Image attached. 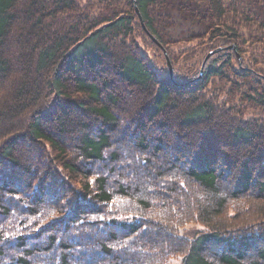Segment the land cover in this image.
Segmentation results:
<instances>
[{
    "label": "trees",
    "instance_id": "trees-1",
    "mask_svg": "<svg viewBox=\"0 0 264 264\" xmlns=\"http://www.w3.org/2000/svg\"><path fill=\"white\" fill-rule=\"evenodd\" d=\"M125 6L63 24L76 0H0V264H264V118L199 95L224 63L161 77L131 42L138 23L162 46L216 39L237 52L252 30L264 49V0ZM175 26L186 36L168 35ZM132 93L142 102L128 120ZM156 188L182 208L164 244L151 233ZM188 219L199 229L184 240Z\"/></svg>",
    "mask_w": 264,
    "mask_h": 264
},
{
    "label": "rangeland",
    "instance_id": "rangeland-1",
    "mask_svg": "<svg viewBox=\"0 0 264 264\" xmlns=\"http://www.w3.org/2000/svg\"><path fill=\"white\" fill-rule=\"evenodd\" d=\"M76 1L80 8L79 11L59 16L57 19L59 23L73 24V19L78 18V20L83 21L84 24L89 25L90 20L94 21V19L102 17V15H109L112 11H119L120 9L125 11V9H127L125 6L127 0ZM21 13L22 10H20V15ZM137 24L134 26V36L131 37L132 45H134L135 49L148 60L151 67L158 75L163 77L167 75L171 69V72L176 79L178 78L180 81H191L200 78V74L206 61L209 63L217 61V64L224 63L225 72L223 76L212 78L205 89L200 91L199 95L205 97L204 99H208L212 101V103L217 104V110L225 109L228 111L237 110L239 113L242 112L241 116L239 115L237 118H264V93L262 91L264 87V49L260 47L261 44L257 43L259 39L255 36V33L252 32V30L241 31L244 35L243 43L239 46L237 52H231L229 46H222L223 43L221 40L217 41L216 39L211 41L205 39L186 42L184 38L180 39L181 41H169V39H167L168 36H165L164 38L166 39L165 41L167 42V45L162 46L156 42L155 39L149 40L147 36H142L141 32H139L141 29L139 30L138 28L140 26ZM171 29L172 33L168 32V35L180 32L181 36H186L181 32L186 30V26H175ZM11 43V47L6 52L10 55L9 57L15 59L17 50L14 49L12 39ZM207 44L211 46L206 47ZM210 53L211 55L206 59L207 55ZM228 58H230V63L226 62L228 61ZM205 59L206 61L203 64ZM249 70L256 74H246L249 73ZM136 93L137 95L139 94L137 91ZM1 97L4 100H8L5 92H1ZM124 98L128 101L124 116L126 117V113H128L129 120L133 117L134 112L137 109H140L139 105L142 102V96L136 97V94L132 93L124 95ZM5 102L8 101H4V103ZM220 117L227 119V117L224 118V115L221 113H219L218 119ZM171 118L173 119V115ZM0 122L2 124L6 123L3 121ZM212 132L215 133L214 130H212ZM181 135L186 136V132L183 131ZM189 136L190 131H188L186 139L182 141V145H184V150L182 151L186 150L185 144H189L190 147ZM180 148L178 141H172L171 148H167V151L172 153V157H176L175 151ZM24 154L27 156L28 152ZM161 193L164 198L160 199L158 202L153 212V219L155 220V225L161 226L163 230L161 228H156L153 229L151 233L153 236L158 237L160 243L164 244L168 242L169 237L172 238L170 233L174 232L171 229V226L168 225L169 218L176 216L180 210L182 211V208L180 210L177 209L174 200L168 198L170 194L166 191L162 190L161 192H158L156 188L155 193L153 192L152 195L155 196ZM134 214L135 213H133V215ZM142 215H146V212ZM186 215H189L188 211H186ZM146 217V221H148L149 216ZM187 218L188 217H186V219ZM197 229H199V225L188 219L187 222L180 225L178 235L185 240L186 237L193 236ZM178 259L179 258L171 261L170 264H178Z\"/></svg>",
    "mask_w": 264,
    "mask_h": 264
},
{
    "label": "water",
    "instance_id": "water-1",
    "mask_svg": "<svg viewBox=\"0 0 264 264\" xmlns=\"http://www.w3.org/2000/svg\"><path fill=\"white\" fill-rule=\"evenodd\" d=\"M136 11H137V10H136ZM137 13H138V11H137ZM139 17H140V16H139ZM229 48H232V47H229ZM218 50H219V49H218ZM214 52H217V51H214ZM214 52H211V53H214ZM211 53L207 55L206 59L211 55ZM206 59L203 61V64L205 63ZM169 69H170V68H169ZM169 73H170V75H172L171 69H170Z\"/></svg>",
    "mask_w": 264,
    "mask_h": 264
}]
</instances>
